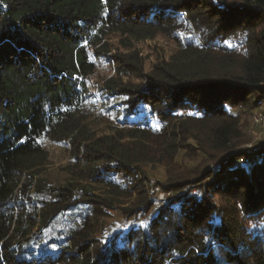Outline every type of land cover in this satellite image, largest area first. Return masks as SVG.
Listing matches in <instances>:
<instances>
[{
    "label": "trees",
    "instance_id": "1",
    "mask_svg": "<svg viewBox=\"0 0 264 264\" xmlns=\"http://www.w3.org/2000/svg\"><path fill=\"white\" fill-rule=\"evenodd\" d=\"M158 38L176 49L146 71L132 49ZM91 56L115 72L100 103ZM255 113L264 0H0V264H264Z\"/></svg>",
    "mask_w": 264,
    "mask_h": 264
},
{
    "label": "rangeland",
    "instance_id": "2",
    "mask_svg": "<svg viewBox=\"0 0 264 264\" xmlns=\"http://www.w3.org/2000/svg\"><path fill=\"white\" fill-rule=\"evenodd\" d=\"M120 40V37L116 35H109L107 37L105 42H107L108 45L111 46L112 52L106 57H110L115 54L127 55L131 52L125 51L121 47ZM175 49L176 47H174L172 43L166 42L162 38H158L154 41H146L143 44H135L132 51L138 50L139 56L142 57L145 61V70L149 71L152 65L156 63V61L168 57L173 51H175ZM91 57L93 63L96 65V68L94 74L91 76L90 79V92L92 93V97H96L97 102L100 103V99L98 98V91L101 89L105 81L109 80L114 76L115 72L112 66L107 61L97 60L93 58V56ZM99 103L97 104V107H100ZM254 118H258L259 121L256 123ZM107 124L108 122H102L100 120L92 121V127L94 131H96L99 135L107 134ZM249 133L251 134L253 141L244 146L246 150H251L254 144L257 141L261 140V138L264 136V116L261 113H255L250 116ZM44 146L47 150L49 157V177H51L54 182L60 185L64 184L69 176L64 169L72 161L69 155V151L64 146L55 145L52 143H46ZM163 174V168L159 167L157 172L152 175L153 181L156 183V185L163 181ZM149 193L151 198L156 201L165 202L168 198V195L165 194L162 190H159L157 187L150 188ZM94 194L100 196L105 195L104 193H102L101 190H95Z\"/></svg>",
    "mask_w": 264,
    "mask_h": 264
},
{
    "label": "built area",
    "instance_id": "3",
    "mask_svg": "<svg viewBox=\"0 0 264 264\" xmlns=\"http://www.w3.org/2000/svg\"><path fill=\"white\" fill-rule=\"evenodd\" d=\"M254 120H255V122H256V123L259 121V119H258V118H257V119H256V118H254ZM235 165H236V164H235Z\"/></svg>",
    "mask_w": 264,
    "mask_h": 264
},
{
    "label": "snow or ice",
    "instance_id": "4",
    "mask_svg": "<svg viewBox=\"0 0 264 264\" xmlns=\"http://www.w3.org/2000/svg\"><path fill=\"white\" fill-rule=\"evenodd\" d=\"M142 226H144V225H142Z\"/></svg>",
    "mask_w": 264,
    "mask_h": 264
}]
</instances>
